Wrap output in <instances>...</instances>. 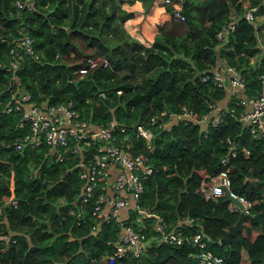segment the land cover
Returning <instances> with one entry per match:
<instances>
[{
	"label": "trees",
	"instance_id": "obj_1",
	"mask_svg": "<svg viewBox=\"0 0 264 264\" xmlns=\"http://www.w3.org/2000/svg\"><path fill=\"white\" fill-rule=\"evenodd\" d=\"M20 1L22 6L16 0H0V195L16 199L15 205L6 204L0 211V264H113L107 254L120 222L113 217L98 221L91 212L93 196L77 208L81 178L75 157L55 159L43 141L14 148V140L28 126L18 125L20 111L3 107L11 89L28 90L36 102L71 99L84 117L96 123L113 118L127 128L152 113L180 110L182 105L200 117L209 110V101L225 96L210 74L201 79L219 60L243 73L249 93L259 88L264 64L261 25L245 19L241 0H171L162 5L169 17L156 23L146 43L124 26L133 12L122 3L135 0ZM140 1L144 11L155 4ZM262 3L251 0L257 5L255 14L264 12ZM175 5L183 19L174 17ZM232 12L237 13L234 27L221 41L216 32ZM21 33L33 37L37 55L23 53L19 65L10 69L9 48ZM89 55H101L107 64L80 72ZM151 127L150 145L134 138L130 151L145 152L152 171L129 212L125 215L127 207H122L119 215L137 225L130 209L158 213L166 222L164 232L181 229L182 239L152 240L140 255L123 261L205 264L193 254L197 243L192 235L200 232L207 237L206 247L222 256L209 264H264V137L251 135L229 113L216 125L179 119ZM227 137L234 154L222 163ZM223 168L230 189L250 199L258 217H245L242 228L222 242L239 212L228 209L224 195L204 196L200 184ZM145 229L148 235L155 233L148 223Z\"/></svg>",
	"mask_w": 264,
	"mask_h": 264
},
{
	"label": "built area",
	"instance_id": "obj_2",
	"mask_svg": "<svg viewBox=\"0 0 264 264\" xmlns=\"http://www.w3.org/2000/svg\"><path fill=\"white\" fill-rule=\"evenodd\" d=\"M154 2L163 5L171 0H154ZM241 2L245 19L256 22L254 10L257 5L247 3L248 1L241 0ZM16 3L18 6L23 4L20 0H16ZM173 15L178 19L184 18L178 5L173 6ZM235 20L236 16L232 14L230 20L217 30L216 37L219 40L226 41ZM23 53L37 55L33 37L26 33L17 36L9 48L8 67L10 69L19 65ZM86 62L87 66L80 67V72L98 63L105 65L107 59L101 55H89ZM209 74L215 85L224 88L226 93L222 99L209 101L207 103L209 110L206 113L198 117L195 111L182 105L180 110L167 112L162 109L152 113L128 128L119 125L113 118L105 123H96L84 117L80 108L74 105L71 99L56 103L36 102L31 99L30 92L22 87L12 88L10 98L3 104L6 111L12 109L20 111L18 125L22 126L26 123L28 126V131L14 140V148L21 149L24 144L35 145L43 141L50 147L55 159H63L65 155L75 157V165L79 166L81 178L78 194L80 203L77 208L80 209L81 202L85 203L93 196L91 212L98 221L113 217L120 222L117 237L112 242L113 250L107 254V257L114 262L113 264H133L123 259L129 255H140L152 240L158 241L165 238L172 242H179L182 239L181 229L164 232L166 222L158 213L140 208L135 210L133 221L137 225L121 219L119 215L122 207L131 206L134 199L140 195L144 188V178L152 171V164L145 152L130 151L134 138L141 137L147 145H150L154 135L151 127L153 123L164 127L179 119H194L216 125L224 119L226 113L235 115L242 125L248 128L251 135L264 137V64L258 75L259 88L251 93L247 91L248 86L243 73L232 64L219 60L210 73L202 74L201 79H206ZM228 100L232 103L229 104ZM157 120L158 122H155ZM226 142L228 147L220 157L222 163L227 162L229 156L234 154L229 137L226 138ZM244 151L248 152L246 148ZM229 183L228 172L226 168H223L203 178L200 187L206 197L226 196L229 199L227 203L229 210L252 213L251 200L231 190ZM6 204H16L13 195H0V211ZM128 207L125 209V215ZM73 210L74 208L69 209L70 212ZM147 223L155 233L148 235L145 229ZM192 239L197 243V250L193 254L200 262L209 264L221 261V255L206 247L207 237L205 239L200 232H195Z\"/></svg>",
	"mask_w": 264,
	"mask_h": 264
},
{
	"label": "crops",
	"instance_id": "obj_3",
	"mask_svg": "<svg viewBox=\"0 0 264 264\" xmlns=\"http://www.w3.org/2000/svg\"><path fill=\"white\" fill-rule=\"evenodd\" d=\"M249 2L251 3L250 0ZM122 6L133 12L132 16L124 21L125 28L130 34L146 43L152 40L156 23L169 17L164 6L159 4H152L147 11H144L140 0H135L132 3L124 2ZM259 33L260 31L258 32V40L260 41ZM260 43L263 46V42L260 41Z\"/></svg>",
	"mask_w": 264,
	"mask_h": 264
},
{
	"label": "water",
	"instance_id": "obj_4",
	"mask_svg": "<svg viewBox=\"0 0 264 264\" xmlns=\"http://www.w3.org/2000/svg\"><path fill=\"white\" fill-rule=\"evenodd\" d=\"M232 199H235V198H232ZM245 217H254V218H257L258 215L257 213H247V212H239L236 220L233 222V223H230L228 224V229H227V232H226V235L224 237H222L220 239V241H227L230 239V236L232 234H235L237 231H239L241 228H242V225H243V219Z\"/></svg>",
	"mask_w": 264,
	"mask_h": 264
},
{
	"label": "rangeland",
	"instance_id": "obj_5",
	"mask_svg": "<svg viewBox=\"0 0 264 264\" xmlns=\"http://www.w3.org/2000/svg\"><path fill=\"white\" fill-rule=\"evenodd\" d=\"M261 2H263L262 4H263V7H264V0H261ZM247 3H249V0H248ZM241 11H243V10H241ZM232 14H234L235 16H237V13H235V12H232ZM255 21H256L257 24H260L261 25V30H260L259 36H260V41L263 42V45H264V12L261 13V14H258V13L255 14ZM260 41H259V43H260ZM124 207H128V205H126ZM123 211H121L122 214H124ZM133 212H134V210L133 209H130V213H133Z\"/></svg>",
	"mask_w": 264,
	"mask_h": 264
}]
</instances>
